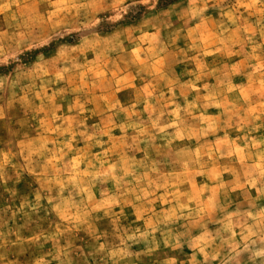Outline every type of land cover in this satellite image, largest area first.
Wrapping results in <instances>:
<instances>
[{
    "label": "rangeland",
    "instance_id": "1",
    "mask_svg": "<svg viewBox=\"0 0 264 264\" xmlns=\"http://www.w3.org/2000/svg\"><path fill=\"white\" fill-rule=\"evenodd\" d=\"M0 264H264V0H0Z\"/></svg>",
    "mask_w": 264,
    "mask_h": 264
}]
</instances>
